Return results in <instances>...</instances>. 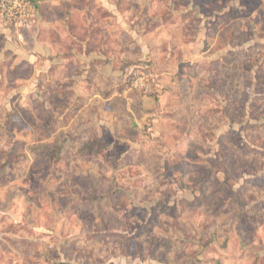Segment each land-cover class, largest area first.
Instances as JSON below:
<instances>
[{"label":"rangeland","instance_id":"374dc122","mask_svg":"<svg viewBox=\"0 0 264 264\" xmlns=\"http://www.w3.org/2000/svg\"><path fill=\"white\" fill-rule=\"evenodd\" d=\"M37 5L11 41L50 66L0 36V264H264V0Z\"/></svg>","mask_w":264,"mask_h":264},{"label":"built area","instance_id":"2783aa9c","mask_svg":"<svg viewBox=\"0 0 264 264\" xmlns=\"http://www.w3.org/2000/svg\"><path fill=\"white\" fill-rule=\"evenodd\" d=\"M37 13L36 0H0V21L18 42L36 29Z\"/></svg>","mask_w":264,"mask_h":264},{"label":"crops","instance_id":"0c3cea01","mask_svg":"<svg viewBox=\"0 0 264 264\" xmlns=\"http://www.w3.org/2000/svg\"><path fill=\"white\" fill-rule=\"evenodd\" d=\"M36 22L38 24L40 22V17L38 15V13H37ZM1 35H3V39H4L3 40L4 49L10 51L13 56H16V58L24 59V60H27L29 62H34L39 57L40 59L42 58L45 60L43 62L45 65L48 64L50 66L52 64V62L49 60L48 57L50 54L51 55L54 54V50L51 48L50 45L43 43L41 41L33 40V41L28 43V50L21 51L22 47L14 44V42L11 41V38H14L16 40L14 34H12L7 27H4L3 23L0 21V36ZM32 37H33V35H32ZM18 43H20V42H18ZM23 49L25 50V48H23ZM61 60H63V59H61Z\"/></svg>","mask_w":264,"mask_h":264},{"label":"trees","instance_id":"16d2710c","mask_svg":"<svg viewBox=\"0 0 264 264\" xmlns=\"http://www.w3.org/2000/svg\"><path fill=\"white\" fill-rule=\"evenodd\" d=\"M38 7V6H37ZM97 199H99L98 197H95L94 199H92V200H97Z\"/></svg>","mask_w":264,"mask_h":264},{"label":"water","instance_id":"95a60500","mask_svg":"<svg viewBox=\"0 0 264 264\" xmlns=\"http://www.w3.org/2000/svg\"><path fill=\"white\" fill-rule=\"evenodd\" d=\"M40 0H36V2L38 3Z\"/></svg>","mask_w":264,"mask_h":264}]
</instances>
